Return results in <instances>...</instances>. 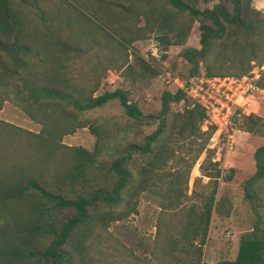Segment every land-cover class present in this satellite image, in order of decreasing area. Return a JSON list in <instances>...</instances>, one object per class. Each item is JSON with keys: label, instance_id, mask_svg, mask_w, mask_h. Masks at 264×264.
<instances>
[{"label": "trees", "instance_id": "obj_1", "mask_svg": "<svg viewBox=\"0 0 264 264\" xmlns=\"http://www.w3.org/2000/svg\"><path fill=\"white\" fill-rule=\"evenodd\" d=\"M53 1L70 4L73 9L76 5L87 6L78 0ZM104 3L126 15L141 16L143 26L138 34L136 29L132 33L116 24V38L109 36L120 54L116 66L90 62L88 81L73 83L65 75L61 59L72 53L74 58L79 57L82 46L52 36L53 23L39 0H0V101L9 98L40 124L39 131L31 133L35 151L30 163L26 162L20 173L0 178V264H95L90 253L97 231L135 213L140 194L161 179L169 162L184 161L182 155L176 158L177 149L195 138H201V144L187 167L204 150L198 165L201 175L214 180L219 177L228 190L242 196L255 215L252 228L239 235L235 257L216 264H264V220L260 219L264 213V145L253 150L252 172L235 167L219 169L218 162L211 160L213 151L204 148L214 127L207 125L200 130L205 118L203 109L192 103L183 90L163 89L155 113H143L136 101H129L130 91L122 86L93 94L102 74L112 68L132 83L145 82L157 74V68L135 51L131 53L132 63L127 61V48L144 34H153L160 60L166 58L169 46H180L176 56L183 69L171 74L181 80L188 81L201 73L206 77L249 74L264 62V13L250 6V0ZM76 12L78 19L89 21L84 13ZM93 12L102 16L96 8ZM29 16L42 22L47 31L45 38L29 33H37L38 29ZM194 22L197 46L184 45ZM58 24L55 22V27L59 28ZM36 61L46 66L43 73L36 71ZM254 84L264 91L263 70ZM111 102L120 108V115H84ZM262 124L258 115L236 109L229 130L256 133ZM151 125L150 131L142 133V126ZM84 127L95 137L91 150L60 143L62 136ZM58 147L64 149L61 155L66 153L68 159L64 164L56 163L49 172ZM213 194L204 198L199 211L190 207L178 231L181 252L194 256L195 264H209L199 263V258ZM222 199L214 202L215 210L227 216L228 208L219 211Z\"/></svg>", "mask_w": 264, "mask_h": 264}, {"label": "rangeland", "instance_id": "obj_2", "mask_svg": "<svg viewBox=\"0 0 264 264\" xmlns=\"http://www.w3.org/2000/svg\"><path fill=\"white\" fill-rule=\"evenodd\" d=\"M78 1L84 2L87 6L76 5L77 9H73L70 4L56 3L53 0L44 2L39 0V6L45 11L49 21L53 23L50 30L52 36L77 42L82 46L80 51L82 53L79 57L74 58L72 53L62 56L61 60L66 66L64 73L70 78V81L84 83L88 79L86 71L90 62H100L102 66L105 64L116 66L120 54L109 37L113 35V39L116 38L114 29L116 24L127 27L132 33L136 29V33L139 34V30L143 26V19L138 15H126L117 11L116 7L104 3L109 0ZM252 1L250 0V6L253 5ZM252 7L254 8V6ZM95 8L97 12L100 11L102 16L93 12ZM75 10L84 13L89 21L78 19V13ZM259 11L264 13V11ZM29 18L33 21L31 24L38 27L37 33H29L34 34L37 38L43 34V38H45L47 31L42 22L37 21L35 16H29ZM55 22L59 23V28L55 27ZM196 26L197 23L194 22L184 45L197 46ZM105 33L109 34H107L108 38ZM153 45V34H144L132 42L126 52L129 54L127 57L129 63H132V51L152 63L158 70L155 76L149 77L145 82L137 80L132 83L131 80L121 78L120 70L112 68L102 74L99 86L93 94L96 95L104 90L122 86L130 91L129 101H136L143 113H155L159 107L160 92L167 87L173 90V85L164 83L163 76L167 73L171 78L183 79L178 75L172 76L171 74L179 72L183 68L180 64L181 61L176 56L180 46H169L166 58L160 60L158 52H156L157 56L151 55ZM39 46H41L38 47L40 50H45L42 45ZM41 55L42 53H39L40 57ZM35 63L36 71L43 73L46 66L44 67L37 61ZM261 66L263 67H253L249 71V75H256V79L259 71H264V62ZM5 99L0 101L1 179L6 178L5 175L20 173L24 164L30 163L35 151L31 133H37L40 129L39 123L31 120L12 100ZM173 108L177 109L178 106ZM247 110L246 114L258 115L263 124L256 133L235 129L232 135L231 149H210L213 151L211 160L218 162L219 169L235 167L248 172L254 170L253 150L259 145H264V91L253 94V99ZM120 113L121 110L116 103L111 102L101 109L86 112L84 115L100 118L116 117ZM201 126L202 124L200 130H205L201 129ZM152 127L153 125L142 126V133H147ZM139 138L140 136H136L135 139ZM94 141L95 137L85 127L77 128L60 139V143L64 146L82 147L87 150L92 149ZM200 144L201 138H195L179 147L176 158L178 155H182L184 161L179 164L176 161H171L165 166L161 179H158L149 190L140 194L136 212L123 220L111 222L105 230L97 231L90 253L95 264H195L194 256H186L181 252L178 231L186 219L190 207L194 211H199L202 201L212 191L214 200L210 209L204 242L201 245L199 263L216 264L223 260H232L235 257L239 235L252 228L255 215L242 196L228 190L219 177L214 180L201 175L198 165L204 157V150L192 166L187 167V163L191 161V157ZM204 148H206V144ZM63 150L58 147L55 152V161L52 160L48 166L49 172L53 171L56 163L64 164L67 161L68 155L66 153L61 155ZM220 197H224V199L221 200L219 211L228 208L227 216H223L222 212L215 210L214 202ZM260 219L264 220V213ZM1 223L0 217V225Z\"/></svg>", "mask_w": 264, "mask_h": 264}, {"label": "built area", "instance_id": "obj_3", "mask_svg": "<svg viewBox=\"0 0 264 264\" xmlns=\"http://www.w3.org/2000/svg\"><path fill=\"white\" fill-rule=\"evenodd\" d=\"M156 52L153 45L151 55L157 56ZM255 76L246 74L240 77H206L201 73L195 78L184 81L176 77L171 78L166 73L163 80L164 83L173 85V89L183 90L192 103L203 109L205 118L201 129H206L207 125L214 127L206 142V148L228 150L233 145V133L229 130L233 112L239 109L240 113L246 114L253 94L262 91L254 84Z\"/></svg>", "mask_w": 264, "mask_h": 264}, {"label": "crops", "instance_id": "obj_4", "mask_svg": "<svg viewBox=\"0 0 264 264\" xmlns=\"http://www.w3.org/2000/svg\"><path fill=\"white\" fill-rule=\"evenodd\" d=\"M252 2V6H254V8L264 11V0H253Z\"/></svg>", "mask_w": 264, "mask_h": 264}]
</instances>
